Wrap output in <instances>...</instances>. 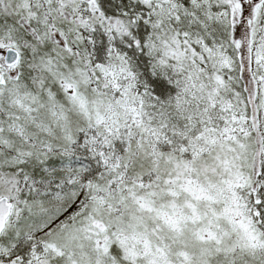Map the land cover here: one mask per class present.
I'll use <instances>...</instances> for the list:
<instances>
[{"label": "snow or ice", "instance_id": "snow-or-ice-1", "mask_svg": "<svg viewBox=\"0 0 264 264\" xmlns=\"http://www.w3.org/2000/svg\"><path fill=\"white\" fill-rule=\"evenodd\" d=\"M0 264H264V0H0Z\"/></svg>", "mask_w": 264, "mask_h": 264}]
</instances>
